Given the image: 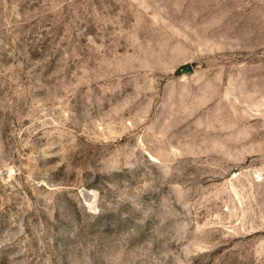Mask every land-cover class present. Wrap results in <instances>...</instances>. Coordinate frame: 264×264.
<instances>
[{
	"label": "rangeland",
	"instance_id": "rangeland-1",
	"mask_svg": "<svg viewBox=\"0 0 264 264\" xmlns=\"http://www.w3.org/2000/svg\"><path fill=\"white\" fill-rule=\"evenodd\" d=\"M0 264H264V0H0Z\"/></svg>",
	"mask_w": 264,
	"mask_h": 264
}]
</instances>
